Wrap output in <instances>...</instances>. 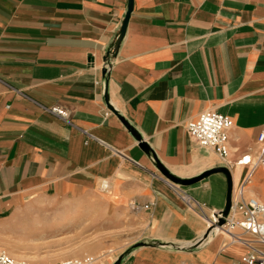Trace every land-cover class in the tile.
I'll return each instance as SVG.
<instances>
[{"label": "crops", "instance_id": "1", "mask_svg": "<svg viewBox=\"0 0 264 264\" xmlns=\"http://www.w3.org/2000/svg\"><path fill=\"white\" fill-rule=\"evenodd\" d=\"M127 4L0 0V249L60 241L101 209L124 244L94 264H241L221 236L183 249L206 221L155 163L182 181L227 168L232 197L243 185L236 162L264 131V0H132L112 56ZM53 106L68 123L41 109ZM208 110L232 121L227 162L186 133ZM176 187L206 215L224 209L221 173ZM244 197L264 203V167Z\"/></svg>", "mask_w": 264, "mask_h": 264}, {"label": "built area", "instance_id": "2", "mask_svg": "<svg viewBox=\"0 0 264 264\" xmlns=\"http://www.w3.org/2000/svg\"><path fill=\"white\" fill-rule=\"evenodd\" d=\"M22 96V94H21ZM46 114L68 123L67 112L60 107H41ZM232 128L229 117L218 114L215 111H204L194 120L187 122L185 130L187 135L201 148L214 153L222 162H227L230 151L228 147V133ZM258 151L256 158H240L236 164L250 166V172L243 185L231 196V207L224 224L216 227L220 212L209 211L205 214L204 209L186 195L178 192L177 187L166 182L187 205L200 218L206 221L207 229L213 228L211 239L221 236L225 240L226 248L238 247L242 253L239 257L241 264H264V203L254 197H244L245 186L249 184L252 174L258 167H264V131L257 136ZM0 264H34L27 261L16 260L8 253L0 249ZM46 264H94V258L85 256L80 259H66Z\"/></svg>", "mask_w": 264, "mask_h": 264}, {"label": "rangeland", "instance_id": "3", "mask_svg": "<svg viewBox=\"0 0 264 264\" xmlns=\"http://www.w3.org/2000/svg\"><path fill=\"white\" fill-rule=\"evenodd\" d=\"M97 223H90L87 218L77 232L67 228L64 239L60 241H39L34 245L37 248L25 246L8 252L13 258L34 264L54 263L66 259H80L85 256L93 258L111 259L121 250L124 242L120 240V226L106 224L107 215L105 210L98 209ZM118 227V228H115ZM32 246V245H31ZM39 248V249H38ZM16 255H15V254Z\"/></svg>", "mask_w": 264, "mask_h": 264}, {"label": "water", "instance_id": "4", "mask_svg": "<svg viewBox=\"0 0 264 264\" xmlns=\"http://www.w3.org/2000/svg\"><path fill=\"white\" fill-rule=\"evenodd\" d=\"M132 11V0H128V4H127V10L123 19V22L121 24V28H120V32L118 35V38L115 42L114 47L112 48V53L111 55H115L119 44L124 36L125 33V29L127 26V22L129 20L130 14ZM120 122L122 123V125L129 131V133L131 134V136L135 139V141L138 143V145H141L143 148H145V144L142 141V138L135 132V130L127 123L125 122L122 118H119ZM158 172L161 174V176L167 180L168 182H170L171 184L175 185V186H186L189 185L197 180H199L200 178L210 174V173H221L224 175L225 180H226V203L224 206V209L220 212V218L216 217L217 222H216V227H221L224 224V219L227 217L230 207H231V196H232V183H231V177H230V173L228 171L227 168H215L213 170H211L210 172H208L207 174H204L202 177L193 180V181H182L179 180L173 176H171L161 165H159L157 162L155 163ZM212 231L213 228H209L208 230H206V232L196 241H194L193 243L186 245L183 249L185 250H198L204 246H206L209 241L211 240V236H212ZM176 249H180L178 247H176ZM114 264H118V260L114 263Z\"/></svg>", "mask_w": 264, "mask_h": 264}]
</instances>
